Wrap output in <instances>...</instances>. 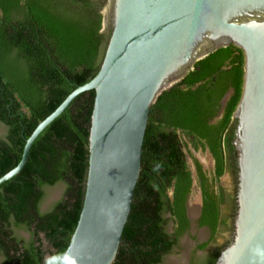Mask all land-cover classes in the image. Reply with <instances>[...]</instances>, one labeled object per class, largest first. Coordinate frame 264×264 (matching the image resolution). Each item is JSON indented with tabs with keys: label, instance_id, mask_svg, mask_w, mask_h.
Listing matches in <instances>:
<instances>
[{
	"label": "trees",
	"instance_id": "obj_1",
	"mask_svg": "<svg viewBox=\"0 0 264 264\" xmlns=\"http://www.w3.org/2000/svg\"><path fill=\"white\" fill-rule=\"evenodd\" d=\"M101 6L98 0H0V122L6 126L0 137V176L19 162L35 126L96 74L107 41L100 32ZM242 80L243 52L230 44L197 60L150 105L140 172L111 264L159 263L185 232L192 177L183 147L191 142L208 149L217 184L224 149H232L226 131ZM93 98V90L76 96L32 142L22 169L0 183L3 264H57L68 245L85 190ZM193 161L201 177L198 225L208 226L212 239L223 191L220 186L208 189L200 163ZM58 182L64 184L62 195L42 211L45 187Z\"/></svg>",
	"mask_w": 264,
	"mask_h": 264
},
{
	"label": "water",
	"instance_id": "obj_2",
	"mask_svg": "<svg viewBox=\"0 0 264 264\" xmlns=\"http://www.w3.org/2000/svg\"><path fill=\"white\" fill-rule=\"evenodd\" d=\"M100 2V32L107 41L96 74L35 126L19 162L0 176V183L22 169L44 127L76 96L93 90L82 206L57 264H111L140 172L150 105L197 60L232 44L243 52L241 94L227 129L237 207L232 239L214 264H264V0ZM231 92L222 97L216 117ZM187 215L194 225L197 216L190 215L188 205Z\"/></svg>",
	"mask_w": 264,
	"mask_h": 264
},
{
	"label": "flooded vegetation",
	"instance_id": "obj_3",
	"mask_svg": "<svg viewBox=\"0 0 264 264\" xmlns=\"http://www.w3.org/2000/svg\"><path fill=\"white\" fill-rule=\"evenodd\" d=\"M98 1H100V0H98ZM1 14H2V11L0 10V15ZM216 118L217 117H215V119ZM1 124H3V123H1ZM5 128H6V126H5ZM226 133H227V131H226ZM183 149L186 152V161L189 165V168L191 171V177H192V186H191L190 193L195 186L194 182H196L198 196H197V202L193 203V204H195L194 206L196 207V209L194 210L193 213L191 211L192 210L191 207L193 205L191 206L190 203H188V198H189L190 193L188 194V197H187V201H186L185 206H186V216L189 220V225H188L187 229L185 230V232L181 236L186 235L188 240L185 241L184 245L182 244L183 249H181V259L178 260V264H214L216 257L219 254L220 250L231 241L232 235H233V220H234V216L236 213V207H237V204H236L237 180H236V171L234 172V170H233L234 162L231 159V150H229V148L227 146L225 147V149H224V153H225L224 172L220 176L218 183L214 184V181H213L214 160H213V158H212V160H213L212 168L210 169L208 167H205L206 168L205 169L203 167L202 162L194 155L195 151L202 149V148H200V146H197V144H194L191 142H186ZM203 150L208 151L207 148H204ZM188 158H190L191 163L189 162ZM193 158H196L201 165V170H202V172L206 178L205 183L208 186L207 188L210 190H214L217 188V186H220L222 188V191H223V200L219 206L220 222L217 225L216 232H215L214 237L212 239H210L211 231H210L209 227L206 225H201V226L198 225V218L200 216L201 206H202V193H201V187H200L201 177L198 176V172H197V169L195 167ZM230 169L233 170V175H234L233 183L228 185L227 188H225L220 183L221 182L220 180H221L222 176H224L227 172H230ZM219 183L221 185H219ZM187 205H188V211H189L190 215L197 216L194 219V225H192V221L187 215ZM165 216H168V214H165ZM168 224L170 226L169 231H171L172 230V221L170 220L168 222ZM181 236L178 237L176 243L172 246L171 251H173V249L177 245H179V247L181 246V243H179V238ZM217 236L220 239L219 241L217 239L218 238ZM203 242H207V244L205 247L200 248L199 244H201ZM171 251L164 254L163 257L169 255L171 253ZM163 257H162L161 261L163 260ZM2 260H3V257L0 260V264H3ZM171 260H172V258H169L168 262L166 260L165 264H171ZM161 261L159 263H161ZM159 263H156V264H159Z\"/></svg>",
	"mask_w": 264,
	"mask_h": 264
},
{
	"label": "rangeland",
	"instance_id": "obj_4",
	"mask_svg": "<svg viewBox=\"0 0 264 264\" xmlns=\"http://www.w3.org/2000/svg\"><path fill=\"white\" fill-rule=\"evenodd\" d=\"M5 133H6L5 126L0 123V137L4 136ZM194 155L202 162L204 168L205 167H208L210 169L212 168L213 160H212L210 153L207 150L199 149L198 151H195ZM188 160L191 163L190 158H188ZM233 178H234L233 170L230 169V172H227L224 176L221 177L220 183L223 185V187L227 188L228 185L233 183ZM220 183L219 185H221ZM194 185L195 186L192 189L189 195V198H188V203H190L191 206L193 205V203L197 202V196H198L196 182H194ZM63 189H64V184L62 182H58L50 187H45L46 195L42 201V204H45L47 205V207H49L52 202L60 198V196L62 195ZM168 229H170L169 224L167 225V230ZM19 233L25 238L28 237V232H26L25 230H21L19 231ZM217 239L218 241L220 240L219 237ZM186 240H188L186 235L181 236L179 238V243H181V246L179 247V245H177L173 249V251H171L169 255L163 257V260L159 264H165L166 260L168 262L169 258H172L171 264H178V260L181 259V249H183L182 244L184 245ZM1 259H2V256L0 255V260Z\"/></svg>",
	"mask_w": 264,
	"mask_h": 264
},
{
	"label": "bare ground",
	"instance_id": "obj_5",
	"mask_svg": "<svg viewBox=\"0 0 264 264\" xmlns=\"http://www.w3.org/2000/svg\"><path fill=\"white\" fill-rule=\"evenodd\" d=\"M104 13H105V16L107 15V9L104 11ZM195 204H193V206L191 207L192 208V213L194 212V210L196 209V207L194 206Z\"/></svg>",
	"mask_w": 264,
	"mask_h": 264
}]
</instances>
